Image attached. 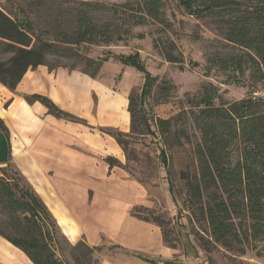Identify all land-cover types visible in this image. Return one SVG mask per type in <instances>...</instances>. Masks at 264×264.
Masks as SVG:
<instances>
[{
  "label": "rangeland",
  "instance_id": "obj_1",
  "mask_svg": "<svg viewBox=\"0 0 264 264\" xmlns=\"http://www.w3.org/2000/svg\"><path fill=\"white\" fill-rule=\"evenodd\" d=\"M11 1L24 10L44 40L57 44H60L57 28L61 26L72 34L82 17L90 18L100 27L111 25L114 28L115 37L111 43L99 39L95 45L69 46L76 53L75 56H51L49 63L92 72L93 68L86 63V59L97 62L110 58L114 64L122 65L115 59L116 56H130L139 52L146 70L156 78L151 96L142 103L145 75L131 67L134 74L132 81L136 86L131 94L136 114V133L124 139V146H120L122 157L112 160L119 162L126 172L147 188L150 196L148 206H141L134 213L148 216L154 224V218L164 222L166 239L180 252L176 262L188 264L196 260L195 264H264V233L256 236L249 220L239 231L240 241L227 246L217 242L208 224L197 214L198 208L188 203L191 190L189 183L182 179L184 172L192 177L199 173L196 147L202 143L204 112L229 108L232 104L253 99L254 93L264 92V67L258 65L260 60L257 59L259 63H256L249 57V54L255 56L254 51L245 50L226 37L229 25L243 11L258 9L260 2L196 0L195 8L200 12L191 15L178 0H156L160 15L155 18L149 12L151 0ZM220 1H230L233 5L215 8L201 5ZM1 3L11 8L5 0H1ZM118 36H124V42H118ZM169 43L176 44V54L181 58V64L166 61L164 52ZM7 56L0 52V61ZM164 81L172 86L167 98L160 92ZM3 90L0 89V129L2 125L6 129L11 152L9 162L0 166V177L5 173L18 191L25 192L29 183L14 160L18 151L25 148L31 139L18 137V124L6 123L3 119V112L9 109L13 101L3 97ZM208 92L214 99L212 105L205 102ZM32 96L35 95L24 96L29 105L40 102L47 108L40 100L29 101ZM48 114L56 117L49 109ZM159 120H173L170 133H165L159 127ZM146 121L150 129L146 127ZM181 130L187 132V139L181 137ZM244 146L242 140L234 144V162ZM162 150L168 161L167 168L162 162ZM169 182L173 185L175 201L169 192ZM4 219L0 215V220ZM43 225L47 227L49 245L59 261L62 264H78L72 247L76 244L70 243L61 232L57 233L51 221Z\"/></svg>",
  "mask_w": 264,
  "mask_h": 264
},
{
  "label": "trees",
  "instance_id": "obj_2",
  "mask_svg": "<svg viewBox=\"0 0 264 264\" xmlns=\"http://www.w3.org/2000/svg\"><path fill=\"white\" fill-rule=\"evenodd\" d=\"M5 1L11 8L4 7L0 0V52L8 55L5 60L0 61V84L11 92L16 91L28 71L40 66H45L51 71L59 68L77 70L59 63L51 64L48 61L51 56H75L76 53L72 48H68L69 46L95 45L99 43V39L104 43H111L115 37L111 25L100 27L90 18L82 17L72 34L61 26L57 28L56 35L60 44L44 40L24 10L15 6L11 0ZM178 1L189 14L198 15L200 12L195 8L196 0ZM258 2H260L258 9L243 11L229 25L226 37L235 45L254 51L255 56L249 54L250 59L256 63L260 60L258 65L264 67V0ZM229 4L232 2H204L201 5L215 8ZM149 5L150 15L157 18L160 15L157 1L151 0ZM123 37L118 36L117 41L124 42ZM167 46L164 52L166 61L181 64L182 60L176 54L178 50L176 44L169 43ZM115 59L123 66L132 67L145 75L141 95L142 103H145L153 92L156 78L146 70L139 52L130 56H116ZM85 61L93 69L92 72L87 70L82 72L95 78L102 65L110 61V58L100 59L97 62L92 59ZM171 89L172 86L164 81L160 92L162 91L163 97L167 98ZM33 100L42 101L56 117L85 123L61 111L48 98L35 95L29 98V101ZM213 101L212 94L208 92L205 98L206 104L212 105ZM129 112L132 119L130 134L109 129L101 130L114 137L121 147L124 146L125 138L136 133V114L132 96ZM204 115L205 121L201 126L202 143L196 147L199 173L194 177L182 173V179L189 183L191 190L188 203L198 208L197 214L208 224L212 237L223 245L240 241L239 231L249 220L253 233L256 236L262 235L264 233V100L255 102L249 98L232 104L229 108L208 109ZM145 124L150 129L147 121ZM172 124L173 120L158 122L165 133L171 132ZM0 132L7 136L3 125ZM180 133L181 137L188 138L185 130H181ZM238 140H242L245 146L234 162L233 146ZM161 156L167 168L168 161L164 150L161 151ZM108 162L111 166H120L115 160L108 159ZM169 192L175 201L171 182H169ZM134 214L142 220L151 221L148 216L145 217L137 212ZM0 215L5 218L0 220V236L24 252L33 264H62L49 245L47 227L43 223L51 221L57 233L61 230L48 207L30 184L25 192L18 191L17 186L12 184L5 173L0 177ZM154 221L162 229L165 242L172 245L165 237L164 222L159 218H154ZM2 227L7 228L4 230ZM72 247L78 264H98L97 248L90 247L84 241Z\"/></svg>",
  "mask_w": 264,
  "mask_h": 264
},
{
  "label": "crops",
  "instance_id": "obj_3",
  "mask_svg": "<svg viewBox=\"0 0 264 264\" xmlns=\"http://www.w3.org/2000/svg\"><path fill=\"white\" fill-rule=\"evenodd\" d=\"M131 71L109 61L93 78L80 70L40 66L26 73L15 92L0 84L3 97L13 100L3 119L18 124V137L31 139L14 163L70 243L97 248L99 264H173L179 249L165 242L157 224L134 214L148 206L147 188L121 166L110 165L108 159H120L122 151L101 131L130 134L136 87ZM25 95L48 98L85 123L49 115L40 102L29 105ZM0 264L33 263L0 236Z\"/></svg>",
  "mask_w": 264,
  "mask_h": 264
},
{
  "label": "water",
  "instance_id": "obj_4",
  "mask_svg": "<svg viewBox=\"0 0 264 264\" xmlns=\"http://www.w3.org/2000/svg\"><path fill=\"white\" fill-rule=\"evenodd\" d=\"M10 144L7 136L0 132V166L5 165L10 160Z\"/></svg>",
  "mask_w": 264,
  "mask_h": 264
},
{
  "label": "built area",
  "instance_id": "obj_5",
  "mask_svg": "<svg viewBox=\"0 0 264 264\" xmlns=\"http://www.w3.org/2000/svg\"><path fill=\"white\" fill-rule=\"evenodd\" d=\"M253 99L264 100V92H261V93H254V98H253Z\"/></svg>",
  "mask_w": 264,
  "mask_h": 264
}]
</instances>
